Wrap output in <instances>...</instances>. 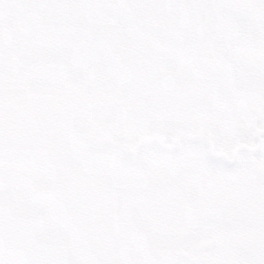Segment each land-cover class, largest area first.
I'll return each instance as SVG.
<instances>
[{"label": "snow or ice", "instance_id": "6c2138e0", "mask_svg": "<svg viewBox=\"0 0 264 264\" xmlns=\"http://www.w3.org/2000/svg\"><path fill=\"white\" fill-rule=\"evenodd\" d=\"M0 264H264V0H0Z\"/></svg>", "mask_w": 264, "mask_h": 264}]
</instances>
